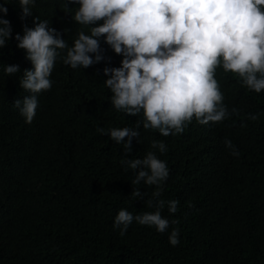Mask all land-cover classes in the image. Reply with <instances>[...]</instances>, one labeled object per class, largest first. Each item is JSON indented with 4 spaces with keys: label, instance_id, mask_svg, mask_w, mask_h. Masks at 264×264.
<instances>
[{
    "label": "trees",
    "instance_id": "trees-1",
    "mask_svg": "<svg viewBox=\"0 0 264 264\" xmlns=\"http://www.w3.org/2000/svg\"><path fill=\"white\" fill-rule=\"evenodd\" d=\"M2 2L8 12L0 17L10 21L12 36L0 47V264H264V90L218 66L224 119L201 124L193 117L168 136L140 123L126 153L97 129L136 128L143 115L113 106L103 68L120 66L122 57L102 41L110 60L86 68L55 61L52 85L38 94L26 122L14 101L30 94L19 80L32 64L15 34L34 21L21 19L19 0ZM31 7L69 46L80 30L89 31L72 18L76 0H35ZM4 64L20 71L8 75ZM153 139L167 151L153 149ZM148 151L166 161L161 198L178 200V210H161L170 220L165 232L133 220L121 235L113 227L121 208L133 215L155 210L147 201L156 186L131 184L135 172L121 163ZM135 188L143 199L131 195ZM177 227L180 242L172 245L169 233Z\"/></svg>",
    "mask_w": 264,
    "mask_h": 264
},
{
    "label": "clouds",
    "instance_id": "clouds-1",
    "mask_svg": "<svg viewBox=\"0 0 264 264\" xmlns=\"http://www.w3.org/2000/svg\"><path fill=\"white\" fill-rule=\"evenodd\" d=\"M72 17L89 28L80 30L71 46L61 32L33 16L35 0H19L21 19L31 16L34 26L23 27L15 34L17 47L25 50L32 67L23 71L20 85L29 91L14 106L31 122L38 106V94L51 87L50 74L58 58L76 68L98 64L105 57L101 42L122 59L120 66L106 64L104 82L110 89L117 110L129 115H143L137 127L98 128L110 133L131 153L133 137H139L140 123L145 129H157L162 135L181 133L193 117L201 124L218 122L227 115L222 93L215 78L218 66L238 74L241 83L256 92L264 90V0H76ZM8 3H0V12H8ZM12 36L8 19L0 17V47ZM62 50L66 54L62 55ZM8 75L20 71L18 64H4ZM255 119V116L252 117ZM126 138V139H125ZM231 146V141L226 140ZM151 147L163 153L164 141H151ZM235 154V153H234ZM135 172L131 184L144 182L156 188L148 199L154 211L133 215L121 208L113 227L124 235L135 220L141 225L155 226L157 231L169 229L170 220L161 214L167 205L170 213L178 210L179 201L161 198L162 183L169 176L166 161L148 151L142 158H127ZM131 195L143 199L139 188ZM171 223L179 224V220ZM180 229L172 228L169 242H180Z\"/></svg>",
    "mask_w": 264,
    "mask_h": 264
}]
</instances>
